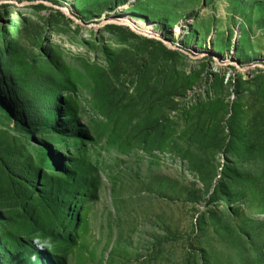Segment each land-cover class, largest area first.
Instances as JSON below:
<instances>
[{
	"label": "rangeland",
	"instance_id": "rangeland-1",
	"mask_svg": "<svg viewBox=\"0 0 264 264\" xmlns=\"http://www.w3.org/2000/svg\"><path fill=\"white\" fill-rule=\"evenodd\" d=\"M0 264H264V0H0Z\"/></svg>",
	"mask_w": 264,
	"mask_h": 264
},
{
	"label": "bare ground",
	"instance_id": "bare-ground-1",
	"mask_svg": "<svg viewBox=\"0 0 264 264\" xmlns=\"http://www.w3.org/2000/svg\"><path fill=\"white\" fill-rule=\"evenodd\" d=\"M127 25L139 34L148 35L152 37H159L153 26L142 19L133 16H127L125 19Z\"/></svg>",
	"mask_w": 264,
	"mask_h": 264
},
{
	"label": "trees",
	"instance_id": "trees-1",
	"mask_svg": "<svg viewBox=\"0 0 264 264\" xmlns=\"http://www.w3.org/2000/svg\"><path fill=\"white\" fill-rule=\"evenodd\" d=\"M234 187H235L234 184H232V188H234ZM29 248H30V253H31V255H38L36 250H34L32 247H29ZM3 254H4V256L7 257V255H8L9 253H7V252H3Z\"/></svg>",
	"mask_w": 264,
	"mask_h": 264
},
{
	"label": "water",
	"instance_id": "water-1",
	"mask_svg": "<svg viewBox=\"0 0 264 264\" xmlns=\"http://www.w3.org/2000/svg\"><path fill=\"white\" fill-rule=\"evenodd\" d=\"M104 23H102L101 25H103ZM168 45V44H167ZM169 46V45H168Z\"/></svg>",
	"mask_w": 264,
	"mask_h": 264
}]
</instances>
